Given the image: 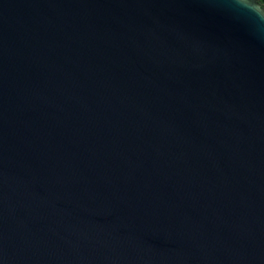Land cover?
Returning a JSON list of instances; mask_svg holds the SVG:
<instances>
[{
  "label": "water",
  "instance_id": "water-1",
  "mask_svg": "<svg viewBox=\"0 0 264 264\" xmlns=\"http://www.w3.org/2000/svg\"><path fill=\"white\" fill-rule=\"evenodd\" d=\"M0 264H264L256 0H0Z\"/></svg>",
  "mask_w": 264,
  "mask_h": 264
},
{
  "label": "clouds",
  "instance_id": "clouds-1",
  "mask_svg": "<svg viewBox=\"0 0 264 264\" xmlns=\"http://www.w3.org/2000/svg\"><path fill=\"white\" fill-rule=\"evenodd\" d=\"M256 4L261 8V9H264L261 7V4H264V0H256Z\"/></svg>",
  "mask_w": 264,
  "mask_h": 264
}]
</instances>
